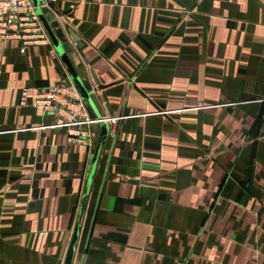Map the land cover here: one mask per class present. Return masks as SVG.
Listing matches in <instances>:
<instances>
[{"label": "crops", "instance_id": "crops-1", "mask_svg": "<svg viewBox=\"0 0 264 264\" xmlns=\"http://www.w3.org/2000/svg\"><path fill=\"white\" fill-rule=\"evenodd\" d=\"M49 1L118 116L72 264H264V0ZM19 47L0 41V264H63L100 129L67 142L20 104L73 80L52 42Z\"/></svg>", "mask_w": 264, "mask_h": 264}, {"label": "built area", "instance_id": "built-area-1", "mask_svg": "<svg viewBox=\"0 0 264 264\" xmlns=\"http://www.w3.org/2000/svg\"><path fill=\"white\" fill-rule=\"evenodd\" d=\"M10 39L20 40L21 52L29 45L52 42L32 0H0V41ZM29 103L55 114L54 124L65 127L67 142L90 143L91 123H108L112 131L118 118L113 114L91 118L78 88L70 80L48 85L38 92L23 88L20 104Z\"/></svg>", "mask_w": 264, "mask_h": 264}, {"label": "water", "instance_id": "water-1", "mask_svg": "<svg viewBox=\"0 0 264 264\" xmlns=\"http://www.w3.org/2000/svg\"><path fill=\"white\" fill-rule=\"evenodd\" d=\"M32 1L36 7V12L39 16V19L42 21L43 25L45 26L55 49L58 51L63 62L67 66L68 70L70 71L73 83L78 88L80 95L84 100L89 116L91 118H94V117L99 118L101 114L98 111V108L96 106L95 95L91 92V90H89L88 86L81 80L79 74L76 71V68L74 67L72 63L73 62L72 61L73 48H72L69 38L66 35L65 29L62 26L56 13L52 10V8H50L48 5L45 4V2L47 3L49 2L48 4L50 5L51 1L49 0H32ZM68 10H65V12H67ZM67 31L70 33L74 42L77 45L81 46V41L79 40L75 31L72 30L71 28H67ZM93 128L96 130L100 129V134L98 137L96 148L94 150V154L91 157V163L89 166L88 176L85 182V186H84V190H83V194H82V198L80 202L78 216H77L74 228H73L72 236H71L70 243L68 245V248H67L64 260H63V264H72L73 262V258L75 254V247H76V244L79 238V229H80L82 214L85 208V204H86L89 190L91 187L92 179L94 176V171H95L97 158L99 155L100 146L103 142V137L108 127L104 125L102 121H100L99 123H95L93 125Z\"/></svg>", "mask_w": 264, "mask_h": 264}, {"label": "rangeland", "instance_id": "rangeland-1", "mask_svg": "<svg viewBox=\"0 0 264 264\" xmlns=\"http://www.w3.org/2000/svg\"><path fill=\"white\" fill-rule=\"evenodd\" d=\"M49 3V2H48ZM49 5V4H48ZM49 6H51V4L49 5Z\"/></svg>", "mask_w": 264, "mask_h": 264}]
</instances>
